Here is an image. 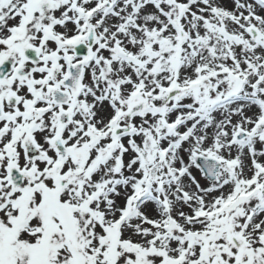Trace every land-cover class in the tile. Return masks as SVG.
<instances>
[{
	"label": "snow or ice",
	"instance_id": "6c2138e0",
	"mask_svg": "<svg viewBox=\"0 0 264 264\" xmlns=\"http://www.w3.org/2000/svg\"><path fill=\"white\" fill-rule=\"evenodd\" d=\"M0 264H264V0H0Z\"/></svg>",
	"mask_w": 264,
	"mask_h": 264
}]
</instances>
